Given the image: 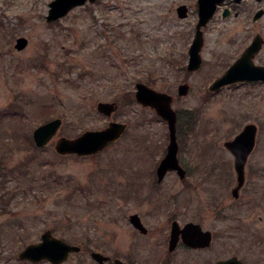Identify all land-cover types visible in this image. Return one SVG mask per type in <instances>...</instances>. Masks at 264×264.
<instances>
[{"label": "rangeland", "instance_id": "obj_1", "mask_svg": "<svg viewBox=\"0 0 264 264\" xmlns=\"http://www.w3.org/2000/svg\"><path fill=\"white\" fill-rule=\"evenodd\" d=\"M51 2L0 0V263L25 264L19 253L48 229L81 247L65 264H97L92 251L148 256L165 248L178 220L219 234L218 245L224 242L230 255L264 264V82L209 90L259 28L244 15L210 22L202 66L191 72L198 0H98L48 22ZM180 5L188 7L186 18L178 15ZM21 37L28 44L19 49ZM255 61L264 64V49ZM139 82L174 98L183 179L173 171L161 183L153 176L167 152L169 128L136 101ZM182 83L190 85L186 96L178 94ZM99 102L118 108L107 116ZM55 118L63 120L60 130L38 148L33 131ZM111 121L127 129L103 151L57 153L58 138ZM248 123L258 126L257 140L236 198L234 157L224 143ZM133 213L149 236L138 234Z\"/></svg>", "mask_w": 264, "mask_h": 264}, {"label": "water", "instance_id": "obj_2", "mask_svg": "<svg viewBox=\"0 0 264 264\" xmlns=\"http://www.w3.org/2000/svg\"><path fill=\"white\" fill-rule=\"evenodd\" d=\"M95 3L98 0H52L49 4V13L46 16L48 22H54L68 15L74 8L85 5L86 3ZM224 0H198L199 19L196 25V31L189 48L188 71H198L203 63L201 51L205 44L204 28L208 26L210 20L214 17L218 5ZM180 18L188 16V7L181 5L177 9ZM264 40L258 35L253 42L246 48L242 55L228 68V70L215 79L209 86L213 92L220 91L223 87L237 82L263 81L264 66L257 65L254 57L261 50ZM28 40L24 37L18 39L17 48H25ZM190 91L188 83H182L178 87L179 96H186ZM136 100L145 107H150L167 122L169 128L170 143L164 158L160 161L157 168L158 181L162 182L168 172L176 171L180 178H185L187 170L182 166L178 157L179 143L177 136V112L173 107L174 98L171 94L159 91L153 87L139 82L137 83ZM118 108L116 102H99L97 109L99 112L111 116ZM63 124V120L55 118L44 124L39 125L33 132V139L38 148L47 146L57 135ZM127 124L111 121L109 125L99 130H87L75 138L62 136L55 143L57 153L62 155L76 154L79 156H91L103 151L110 143L117 141L126 131ZM258 126L255 123H248L243 130L232 140L224 143L225 147L234 156V167L237 173V183L233 189V195L238 198L240 191L246 182V165L250 154L256 145ZM130 221L138 229L146 233L148 230L141 222L138 214L130 216ZM197 226L189 223L184 229L185 241L196 246H205L210 243V237L194 232ZM198 230H201L200 226ZM202 232V231H201ZM178 223L172 224V236L170 249H174L178 239ZM199 233V232H198ZM204 233V232H203ZM209 234V233H208ZM80 247L71 245L65 240L53 235L51 230H47L42 235V241L32 243L20 252L19 257L24 260L39 262L47 260L52 264L64 263L70 253L77 252ZM1 252V247H0ZM92 258L100 264H105L108 258L98 251L91 254ZM120 264H129L119 261Z\"/></svg>", "mask_w": 264, "mask_h": 264}, {"label": "flooded vegetation", "instance_id": "obj_3", "mask_svg": "<svg viewBox=\"0 0 264 264\" xmlns=\"http://www.w3.org/2000/svg\"><path fill=\"white\" fill-rule=\"evenodd\" d=\"M241 15H244V17H248L251 20V23L253 24V26L256 28H259V31L249 36L248 39L246 40L247 42L246 48L253 42V40L258 35H260L262 39L264 40V34L260 32L261 29H263L264 27V0H224L221 4L218 5L217 11L214 17L210 20V22H214L216 19H219L222 22H228L230 20L238 19L239 17H241ZM246 48L244 49V51L246 50ZM263 49H264V42H263L261 50L254 57V62L257 65L264 66V64H260L255 61L256 57L261 54ZM250 82L258 83V82H263V81H250ZM240 83H249V82H240ZM177 132H178V129H177ZM155 174H156L157 182H159L158 177H157V169L155 173L153 172V176ZM154 180H155V177H154ZM135 214L139 215L142 224L144 225V227L147 228L140 214L139 213H135ZM131 215H134V213ZM174 221L178 223L179 233H178V239H177L175 248L170 249L171 236H172V224L174 223ZM189 223H194L195 225H199L201 230H198L199 226H197L196 229L195 228L193 229L194 232H196L197 234H202L207 238L210 237V243L209 244L207 243V245L205 246H201V245L194 246L186 242L185 236H184L185 234L183 231ZM135 229L138 231V234L141 236L150 235V232L148 231L144 233L142 230L138 229L137 227H135ZM147 230L149 229L147 228ZM46 231H44L42 235ZM42 235H41V238H42ZM218 237H221V236L219 234H216L213 230L203 228V226L200 223L190 221V222L185 223L184 225H181L178 220H173L171 223V230L169 232V235L165 239V244H164L165 248H163L162 250H158V249L153 250L154 252L149 250L148 256H143V257L141 256L139 258L136 257V254H135L136 252L129 254L126 258H124L118 253L113 254V257L103 254L102 252L101 253L104 256L108 257L105 260V264H120L119 261H123L129 264H250V262L245 259V256H241L239 254L230 255L229 250L227 249V245H225L224 242H223V245H218L219 243ZM71 245H77V244H71ZM79 253H81V247L79 251L70 253L68 259L62 264L69 262L75 254H79ZM1 257H2V249L0 252V258ZM19 259L21 260V262H25V264H37L38 263V262L30 261V260H24V259H21L20 257ZM48 262L52 264V262L50 261ZM96 262L97 264H100L98 261Z\"/></svg>", "mask_w": 264, "mask_h": 264}]
</instances>
